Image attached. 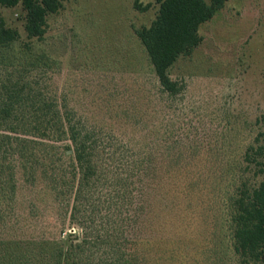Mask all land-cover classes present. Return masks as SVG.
Listing matches in <instances>:
<instances>
[{
	"label": "trees",
	"instance_id": "16d2710c",
	"mask_svg": "<svg viewBox=\"0 0 264 264\" xmlns=\"http://www.w3.org/2000/svg\"><path fill=\"white\" fill-rule=\"evenodd\" d=\"M63 1L0 0V6H21L28 40L42 41L49 17L62 10ZM228 1L156 0V19L135 33L162 93L182 92L172 69L202 44L201 26ZM19 41V31L0 14V264H187L186 251L161 248L148 218L154 193L162 190L161 176L170 172L157 162L179 160L184 141L170 136L149 150L132 149L50 94L42 77L53 68L51 57L31 44L16 49ZM260 139L244 154L243 176L222 191L228 251L221 264H264ZM20 178L24 185L42 187L25 212L19 208ZM68 225L82 236L64 235Z\"/></svg>",
	"mask_w": 264,
	"mask_h": 264
},
{
	"label": "rangeland",
	"instance_id": "374dc122",
	"mask_svg": "<svg viewBox=\"0 0 264 264\" xmlns=\"http://www.w3.org/2000/svg\"><path fill=\"white\" fill-rule=\"evenodd\" d=\"M159 7L156 0H64L42 41L28 40L21 6H0V14L20 33L16 49L31 44L51 57L42 81L79 115L136 150L170 136L184 141L179 160L157 162L170 172L154 193L150 234L165 251H186L187 264H221L228 251L222 191L243 176L244 154L258 137L264 145V0H229L201 26L202 44L171 71L184 86L177 97L161 92L135 33L151 26ZM3 82L0 67V95ZM20 184L25 212L42 187ZM71 233L82 236L68 225L64 235Z\"/></svg>",
	"mask_w": 264,
	"mask_h": 264
},
{
	"label": "water",
	"instance_id": "95a60500",
	"mask_svg": "<svg viewBox=\"0 0 264 264\" xmlns=\"http://www.w3.org/2000/svg\"><path fill=\"white\" fill-rule=\"evenodd\" d=\"M69 153H71V151H69Z\"/></svg>",
	"mask_w": 264,
	"mask_h": 264
}]
</instances>
